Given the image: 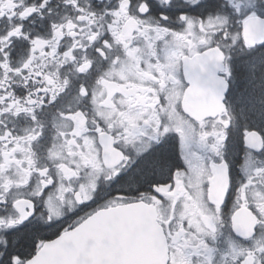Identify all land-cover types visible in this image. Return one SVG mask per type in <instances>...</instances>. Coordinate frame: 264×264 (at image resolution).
<instances>
[{"label":"snow or ice","instance_id":"snow-or-ice-1","mask_svg":"<svg viewBox=\"0 0 264 264\" xmlns=\"http://www.w3.org/2000/svg\"><path fill=\"white\" fill-rule=\"evenodd\" d=\"M0 264H264V0H0Z\"/></svg>","mask_w":264,"mask_h":264}]
</instances>
